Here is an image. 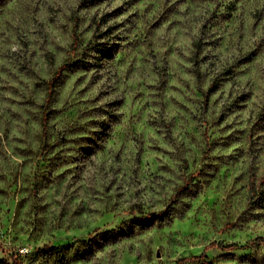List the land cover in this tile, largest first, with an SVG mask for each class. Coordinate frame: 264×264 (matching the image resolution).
<instances>
[{
    "label": "rangeland",
    "instance_id": "1",
    "mask_svg": "<svg viewBox=\"0 0 264 264\" xmlns=\"http://www.w3.org/2000/svg\"><path fill=\"white\" fill-rule=\"evenodd\" d=\"M263 106L264 0H0V264H264Z\"/></svg>",
    "mask_w": 264,
    "mask_h": 264
},
{
    "label": "trees",
    "instance_id": "2",
    "mask_svg": "<svg viewBox=\"0 0 264 264\" xmlns=\"http://www.w3.org/2000/svg\"><path fill=\"white\" fill-rule=\"evenodd\" d=\"M97 50V48H96ZM97 51H102L100 48ZM67 67V64L64 63L62 64L56 71V73L54 74L53 78L48 82L47 84V91H48V98L51 97L53 90L55 89V87L57 86L60 77L63 74V71L65 70V68ZM258 120H260L261 122H264V106L262 107V109L260 110L259 114H258ZM183 189V188H182ZM164 214L163 212H160L158 214H147L144 218V221H153V220H157L160 217H162ZM254 245H261L264 247V237H259V238H255L252 241H250L248 244L244 245V246H240L236 243H232V244H225L222 242H212L210 243L205 250L207 249H217L220 251H230V250H239V249H244L250 246H254ZM194 262H202L203 264H210L207 261L206 255L203 252L202 254L198 255V256H190V257H183L178 259L174 264H186V263H194Z\"/></svg>",
    "mask_w": 264,
    "mask_h": 264
}]
</instances>
